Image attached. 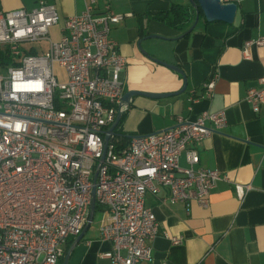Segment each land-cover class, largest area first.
<instances>
[{"label": "built area", "instance_id": "obj_1", "mask_svg": "<svg viewBox=\"0 0 264 264\" xmlns=\"http://www.w3.org/2000/svg\"><path fill=\"white\" fill-rule=\"evenodd\" d=\"M84 1L82 15L65 19L58 41L49 31L61 18L46 0L0 14V264H59L89 221L94 186L99 236L111 246L103 257L151 262L160 227L147 196L167 189L165 202L208 208L217 183L227 180L199 166V147L227 126L225 112L179 117L171 129L130 136L126 145L114 132L106 148L108 130L129 107L127 59L111 38L124 15L112 9L120 0H102V8L99 0ZM43 44L46 52L32 51ZM251 46L263 47L264 38L246 42V58ZM214 86L212 77L204 83L208 97ZM245 101L258 113L264 89H250ZM252 189L234 184L241 201Z\"/></svg>", "mask_w": 264, "mask_h": 264}, {"label": "crops", "instance_id": "obj_2", "mask_svg": "<svg viewBox=\"0 0 264 264\" xmlns=\"http://www.w3.org/2000/svg\"><path fill=\"white\" fill-rule=\"evenodd\" d=\"M38 1L0 0V14L30 11ZM46 1L56 6L61 18L60 24L49 31V38L58 41L65 19L82 15L85 1ZM229 2L238 6L232 24L201 19L195 30L182 39L179 37L196 17L189 0L112 3L114 12L124 15L123 21L112 28L111 38L127 59L122 74L125 93L166 94L183 88L182 76L139 51L138 42L148 36L165 38L146 39L142 48L150 56L178 66L187 81V90L179 96L158 100L134 97L122 116L120 132L127 136L164 132L174 127L179 117L193 121L203 112H225L227 118V126L199 147V166L217 170L227 180L217 183L208 208L197 203L187 206L165 202L167 189L160 197L148 195L147 206L156 215L160 234L152 245V261L143 264H264V105L255 113L245 101L250 89H264L260 82L264 80V46H251L250 58L244 55L246 42L264 38V0ZM174 5L182 6L189 14L177 28L153 18ZM98 6L103 7L102 0ZM47 48L43 44L32 51L44 53ZM211 77L215 78V86L212 97H208L203 85ZM180 162L187 166L184 155ZM234 184L251 185L253 189L241 201L235 195ZM172 237L183 238V244L174 245ZM110 249L109 243L101 241L98 228L90 233L88 230L68 264H114L103 257ZM64 260L60 259L59 264Z\"/></svg>", "mask_w": 264, "mask_h": 264}, {"label": "water", "instance_id": "obj_3", "mask_svg": "<svg viewBox=\"0 0 264 264\" xmlns=\"http://www.w3.org/2000/svg\"><path fill=\"white\" fill-rule=\"evenodd\" d=\"M190 4L195 12V21L193 25L183 34L179 37V39H182L189 34H191L195 28L197 27L201 14L203 15L204 20L207 23H225V24H232L235 20L237 11H238V6L235 3L229 2V3H224L222 0H189ZM146 39H164L159 36H148L145 39H141L138 42V49L139 51L152 61H154L157 64H160L176 73H178L180 76L183 77L184 80V85L183 88L177 92V93H166V94H159V93H148V92H139V91H129L125 93L123 97V106L130 104L131 100L134 97L137 96H142L154 100L158 99H164V98H169L173 96H179L185 93L187 90V81L184 72L176 65H171L169 63L163 62L161 60H158L152 56H150L143 48H142V43ZM123 113L119 112L117 119L115 123L112 125V127L108 130V133L105 137V143H106V148L110 140V136L115 132V130L118 128L119 124L121 123ZM98 176V171L96 172L94 176V184H96ZM95 193H96V187L94 186L93 188V200H92V205H91V210H90V216H89V221L83 231V233L75 239L74 243L71 245L69 250L66 253L65 260L63 264H68L70 256L74 250V248L78 245V243L84 238L88 230L90 229L94 218H95V212H96V200H95Z\"/></svg>", "mask_w": 264, "mask_h": 264}, {"label": "trees", "instance_id": "obj_4", "mask_svg": "<svg viewBox=\"0 0 264 264\" xmlns=\"http://www.w3.org/2000/svg\"><path fill=\"white\" fill-rule=\"evenodd\" d=\"M152 16L154 19H156V20H158L164 24H167L170 27L177 28L178 25L183 24V22L186 20V18L189 16V14H188V11L186 9H184L182 6L174 5L171 7V9L169 11L160 12V13L154 14ZM201 19H204L202 14H201L200 20ZM181 29L184 30L182 27H181ZM119 128H120V124H119L118 128L115 130V135L122 138L123 145H126L130 140V138H129L130 136L129 135L127 136L126 134L121 133ZM73 241L68 243V245H67L68 249L66 248L65 255H66L67 251L69 250V248L71 247V245L73 244ZM65 255H64V257H65Z\"/></svg>", "mask_w": 264, "mask_h": 264}, {"label": "rangeland", "instance_id": "obj_5", "mask_svg": "<svg viewBox=\"0 0 264 264\" xmlns=\"http://www.w3.org/2000/svg\"><path fill=\"white\" fill-rule=\"evenodd\" d=\"M179 2H180V1H179ZM200 25H201V23L199 24V26H200ZM161 37H162V36H161ZM163 38H165V37H163ZM156 41H157V39H156ZM149 54H151V53H149ZM56 73H57V75L60 77L61 80H63V79L65 78V72H64L63 70L57 69V70H56ZM99 222H100V216H99V214L97 213V215L95 216L94 221H93V223H92V225H91V227H90V229H89V233H90L91 231H93L94 229L98 228Z\"/></svg>", "mask_w": 264, "mask_h": 264}]
</instances>
